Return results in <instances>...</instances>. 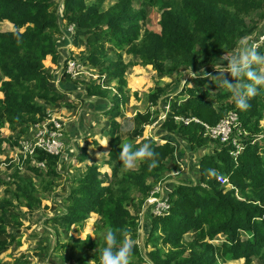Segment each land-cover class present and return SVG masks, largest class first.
I'll list each match as a JSON object with an SVG mask.
<instances>
[{"label":"trees","instance_id":"trees-1","mask_svg":"<svg viewBox=\"0 0 264 264\" xmlns=\"http://www.w3.org/2000/svg\"><path fill=\"white\" fill-rule=\"evenodd\" d=\"M107 1L62 0V20L74 25L73 44L84 46L86 66L105 73L108 82H116L117 94L111 98L109 91L96 83L84 85L86 96L105 99L103 111L106 110L114 130L118 129L114 119L125 100L127 68L151 67L162 78L182 69L214 67L246 34L245 18L262 11L264 5V0H163L156 33L144 23L145 9L154 6L156 0H141L137 9L135 0H112L105 7ZM3 22L11 28L0 30V129L6 125L9 131L23 135L45 119L46 110L73 108L65 100L63 90L74 84L64 74L60 82L63 90L57 88L43 65L48 57L53 65L60 60L57 42L62 31L52 0H0V23ZM105 45H109L115 60L106 58ZM123 53L134 58V62L126 63ZM215 82L198 75L193 85L185 84L174 96L171 111L161 123L164 132L184 140L190 151L209 146H213V151L199 157L196 183L178 184L171 191L169 213L148 218L145 225L150 227L144 246L149 247L147 256L151 264H227L238 260L251 264L254 258L264 264V142L251 143L256 138L249 137L234 159L230 155L232 147L209 140L202 126L174 121L175 116H182L215 125L227 112L235 111L244 130L251 135L262 132L259 122L264 118V92L252 97L249 107L241 111L234 106L231 91L226 87L221 90L224 86ZM164 91V87L157 86L148 94L151 107L157 105ZM211 91L213 99L208 96ZM158 113L149 109L135 112L134 128L125 137L118 131L111 132L110 148L103 160L110 168L105 184L95 166L87 167L84 175L74 180L67 194L68 204L58 221L69 243L59 247H70L71 258L75 252L80 253L78 264H88L83 252H87L90 262L99 264L103 235L95 241L90 236L79 239L69 235L71 227L76 225L80 229L90 214L98 216L96 232L104 233L110 226L119 230V240H137L138 217L130 208L137 212L152 186L176 165L174 154L181 149L171 138L162 144L151 140L131 143L132 138L141 135L143 125ZM123 140L133 148L149 144L157 154V166L149 169L147 162H143L122 173L118 154ZM5 142L7 139L0 132V151ZM35 158L37 162L44 161L46 171L30 166L28 160L25 167L31 173L38 177L57 175V157L38 151ZM218 176L226 178L233 188H222L216 181ZM13 177V190L9 197L0 200V256L15 242L8 229L22 225L18 208H25L26 212L38 209L40 194L49 191L43 185L41 190L36 189L30 179L22 180L16 172ZM134 192L139 195L138 200L133 198ZM219 235L223 239L213 243ZM19 245L16 241L15 246ZM132 245L129 264H144L139 246ZM0 264L6 263L0 259Z\"/></svg>","mask_w":264,"mask_h":264},{"label":"rangeland","instance_id":"rangeland-1","mask_svg":"<svg viewBox=\"0 0 264 264\" xmlns=\"http://www.w3.org/2000/svg\"><path fill=\"white\" fill-rule=\"evenodd\" d=\"M62 0H52L54 7L60 9ZM134 9L139 7L138 3L141 0H135ZM157 3L152 7H147L145 10V27L152 32H159V16L160 1L156 0ZM112 0H108L104 6L106 7ZM63 13V12H62ZM59 22V20H58ZM62 29L67 34L58 37V51L63 53V56H68L67 58L77 60L84 65L83 48L80 46L75 47L73 41L75 40V34L72 30H66L65 22L61 21ZM246 34L242 36L238 41L236 46L230 50L228 53L224 54L226 58L231 57L234 53L238 52L241 44H249L253 46V43L260 41L261 36L264 34V5L262 11H258L245 18ZM11 25L7 22L0 23V30L10 29ZM75 31V29H74ZM63 38V39H62ZM63 44V45H61ZM72 47V51H65L66 47ZM254 47V46H253ZM256 50L260 53H264V43H259ZM105 51H107V59L115 60V56L109 52V45H105ZM71 55V56H69ZM123 60L128 62H134V58L131 56H126L123 53ZM226 64V61H225ZM43 65L47 71V74L51 76L52 81L58 79V70L50 63L49 57L43 61ZM105 65V64H104ZM261 72H264V65L258 66ZM201 77L212 78L217 75L213 67H194L189 69H182L178 73H175L171 77H158V75L151 69V67H129L125 71L126 85L123 89L124 101L119 106V116L115 117V123H117V128L114 130L112 128V122L110 117L103 111L105 107V99L98 100L97 98L88 97L85 94L84 85L88 83H99L105 86L101 88L105 91H109V98L117 94L116 82L107 81L106 74H100L95 69L90 70V68L77 76H70V81L73 87L59 88L64 91V98L69 101L73 108L59 107L54 109H49L51 114L58 119L60 124V131L62 135L63 148L59 155L54 157L58 158L56 166V176L49 177H38L31 173L27 169L26 162L29 160V165L33 166V162H37L35 156L27 157L23 160L20 158L18 151V142L24 138H30L33 136L34 130L36 128L29 127L25 134L20 132H11L8 130L6 125H2L0 132L2 137L7 139L2 146L0 151V200L9 197V192L13 190L12 180L14 173H18V176L22 180H31V183L36 189H40L43 185L45 189L49 188L48 192H43L40 194V206L32 212H26L25 208H18L22 225L17 229L9 228L8 235L14 237V241H19L20 245L15 246V242L11 245L5 253L0 256L3 263L6 264H21L23 262H28V264H78L77 257L80 253L75 252L72 258L70 256L69 248L61 249L60 244L69 243L67 234L63 232L62 227L59 225V217L65 211V207L68 204L69 198L67 196L71 187L74 186V180L79 176L84 175V171L87 167L95 166L99 168L101 174L100 179L104 184L109 179L110 168L103 164V160L109 151L108 141L111 137V132H119L121 136H127L131 130L134 128V123L132 117L135 112L144 113L147 109L149 111L157 110L158 115H153L151 122L149 124L143 125L142 133L140 136L132 138V144H137L142 141L151 140L155 143H165L169 138L173 139L172 142H176L180 147L188 146L184 140H180L174 135H168L161 129V123L167 118V115L171 111L172 101L174 96L184 88V85H193L194 81ZM64 76V75H63ZM225 78L230 76L225 73ZM61 75L59 76V79ZM230 80V79H229ZM107 81V83H106ZM75 82V83H74ZM234 82V81H233ZM218 84V82H215ZM157 86L164 87L165 91L159 99L156 106L151 107L148 102V94ZM223 87L221 90H225ZM228 89V88H227ZM201 91V89H197ZM213 91L209 93V99H213ZM2 94L0 93V99ZM229 111L227 113H230ZM226 113V114H227ZM225 114V115H226ZM224 115V116H225ZM165 116L164 120L161 117ZM223 116V117H224ZM181 117L182 116H175ZM176 123L177 122L175 120ZM222 117V118H223ZM201 121V120H200ZM219 122V120H218ZM202 123H205L202 121ZM207 124V123H206ZM209 125V124H208ZM259 128L262 132L255 135H251L250 132L246 131V138L252 137L255 142H264V118L259 122ZM126 129V130H125ZM21 134V135H20ZM168 137V138H166ZM124 143L127 141L123 140ZM106 142V143H105ZM211 144H215L211 142ZM213 151V146L208 148H202L196 151H191L189 153L190 157H184L189 160L191 164H188V168L183 167V161L179 160L178 152L174 154L176 165L171 168V172L166 173L161 182H166L169 190L164 191V196L169 194L174 187L178 184H192L196 183L197 179H193V174L197 175V164L199 157L204 153H211ZM188 155V152H187ZM81 158V159H80ZM44 162V161H43ZM45 164V163H44ZM43 173L46 171V164L44 167L40 168ZM136 169V168H135ZM187 170V171H186ZM191 177V178H190ZM217 181V179H216ZM219 183V182H218ZM152 186V189L157 185ZM220 185V184H219ZM225 189H232V185L227 180L226 185H220ZM171 193V192H170ZM133 198L138 200L139 195L134 192ZM136 203V201H135ZM131 213L139 215L141 210L138 212L132 211ZM138 217V216H137ZM150 218V217H148ZM146 219V216L144 219ZM98 220V216L90 214L89 218L84 222L80 229L76 225L71 227L69 235L74 238L84 239L86 236H90L91 240H98L103 232H96L95 223ZM147 224V223H146ZM149 225L143 226L138 230V238L136 241L131 243H137L140 249L141 256L145 257L149 247H145V239L147 237V229ZM223 237L221 235L217 236L213 243H218ZM100 249V248H99ZM82 255L86 256L88 264H93L87 258V252H83ZM227 264H244L243 260L227 262ZM251 264H262V262L254 258Z\"/></svg>","mask_w":264,"mask_h":264},{"label":"built area","instance_id":"built-area-1","mask_svg":"<svg viewBox=\"0 0 264 264\" xmlns=\"http://www.w3.org/2000/svg\"><path fill=\"white\" fill-rule=\"evenodd\" d=\"M63 8H62V1L59 7L57 8V14H58V20H59V26L62 31V35H67L63 29L61 21L63 19ZM66 30H72V33L75 34V27L73 24L67 25L65 23ZM61 35V36H62ZM63 37V36H62ZM63 39V38H62ZM60 43V41H59ZM259 43H264V34L261 36L260 41H257L253 43V46L256 47ZM72 47H66L65 51L69 52L72 51ZM71 56V55H69ZM68 56H63L60 58L57 65H53L54 68L58 70L57 75L58 79L53 80L54 85L58 88L61 80L59 79L63 77L64 74H67L70 76H77L83 71L88 70L90 67L84 65L83 63H80L77 60H73L70 58H67ZM90 70H93L90 68ZM97 81H95L96 83ZM101 86V88H105V86L102 84L97 83ZM165 116L161 117V120H164ZM175 120L177 122H180L184 125L189 124L190 122L196 123L203 127L204 136L207 137L209 140L217 141L220 144H225L232 147V151L230 152V155L236 159V157L242 152L244 147V142L249 140L246 138L247 134L245 130L241 127L238 114L235 111H232L230 113H227L223 118L219 120L215 125H208L206 123H202L197 118H181V117H175ZM36 128L34 130L33 136L30 138H24L21 139L18 142V151L20 158L26 159L27 157H33L37 154L38 151H42L44 153H47L51 156L59 155L63 148V141H62V135L60 131V124L58 122V119L54 117V115L51 114V111L48 109L46 110V117L45 119L40 122L36 123L35 125L31 126ZM253 140V139H252ZM251 143H254L255 140L250 141ZM33 166H36L38 168L44 167L45 164L43 161L33 162ZM217 182H219L220 185H226L227 179L223 178L221 176H218ZM169 190L168 186L166 185V182L159 181L158 184L153 188V190L149 193V195L144 199L142 205L140 208H138L137 212L141 210L140 214L138 216V224L139 229L143 228L145 224L147 223L148 217H157V216H163L167 215L170 211L171 204L169 202V194L171 191H169V194L167 196H164V191ZM146 216V219L144 217ZM137 244V243H136ZM142 260L144 261V264H151L149 261L148 256L145 253V257L143 255L141 256Z\"/></svg>","mask_w":264,"mask_h":264},{"label":"clouds","instance_id":"clouds-1","mask_svg":"<svg viewBox=\"0 0 264 264\" xmlns=\"http://www.w3.org/2000/svg\"><path fill=\"white\" fill-rule=\"evenodd\" d=\"M216 62L213 68L217 75L212 77L213 81L231 91V99L238 110H246L249 107V100L264 92V72L258 67L264 65V53L258 52L252 45L241 44L238 52L228 58L223 55ZM225 73L232 79L225 78ZM156 157L157 154L147 143L137 148L124 143L120 146L118 154L120 171L127 173L143 162H147L149 169L154 168L157 166ZM118 231L110 226L105 229L99 264H129L133 245L129 241L119 240Z\"/></svg>","mask_w":264,"mask_h":264},{"label":"crops","instance_id":"crops-1","mask_svg":"<svg viewBox=\"0 0 264 264\" xmlns=\"http://www.w3.org/2000/svg\"><path fill=\"white\" fill-rule=\"evenodd\" d=\"M59 53H60V58L62 57V55H63V53L61 52V51H59ZM50 60V59H49ZM51 63V62H50ZM2 98V97H1ZM178 147H180V146H178ZM181 149H180V151L178 152V156H179V160H182L183 161V167H186V168H188V164H191V162L189 161V160H186V158H184V157H190V155H189V153H191V151L189 150V148H188V146H186V147H180ZM187 152H188V155H187ZM177 153V152H176ZM198 163V162H197ZM197 166V164L195 165V167ZM198 167V166H197ZM187 171V170H186ZM191 178V177H190ZM193 179H197V177H196V175H195V173L193 174V177H192Z\"/></svg>","mask_w":264,"mask_h":264}]
</instances>
